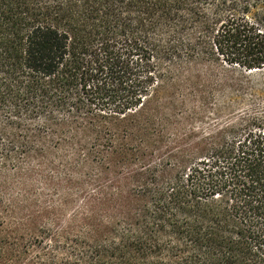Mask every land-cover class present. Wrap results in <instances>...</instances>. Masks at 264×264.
Listing matches in <instances>:
<instances>
[{
	"label": "trees",
	"instance_id": "1",
	"mask_svg": "<svg viewBox=\"0 0 264 264\" xmlns=\"http://www.w3.org/2000/svg\"><path fill=\"white\" fill-rule=\"evenodd\" d=\"M0 264H264V0H0Z\"/></svg>",
	"mask_w": 264,
	"mask_h": 264
}]
</instances>
